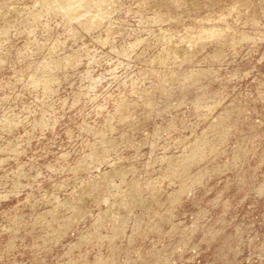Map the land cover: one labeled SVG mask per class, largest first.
<instances>
[{"label":"rangeland","instance_id":"obj_1","mask_svg":"<svg viewBox=\"0 0 264 264\" xmlns=\"http://www.w3.org/2000/svg\"><path fill=\"white\" fill-rule=\"evenodd\" d=\"M0 264H264V0H0Z\"/></svg>","mask_w":264,"mask_h":264}]
</instances>
